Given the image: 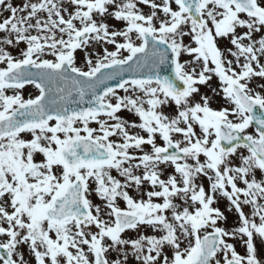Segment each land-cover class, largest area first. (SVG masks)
Instances as JSON below:
<instances>
[{"label":"snow or ice","instance_id":"6c2138e0","mask_svg":"<svg viewBox=\"0 0 264 264\" xmlns=\"http://www.w3.org/2000/svg\"><path fill=\"white\" fill-rule=\"evenodd\" d=\"M257 236L264 0H0V264H264Z\"/></svg>","mask_w":264,"mask_h":264},{"label":"rangeland","instance_id":"374dc122","mask_svg":"<svg viewBox=\"0 0 264 264\" xmlns=\"http://www.w3.org/2000/svg\"><path fill=\"white\" fill-rule=\"evenodd\" d=\"M12 2H13L14 5H20V4L23 2V0H12ZM4 15H7V14L5 13ZM119 26L122 27L123 25H119ZM186 42H189V41L186 40ZM13 54H14V55H18V52H17V51H13ZM77 57H78V61H77L78 66L83 65V54L80 53V52H78V53H77ZM44 58H47V59H53V57H51V56H46V57H44ZM182 59H190V58L187 57V56H184V57H182ZM261 82H262V81L256 80V81L254 82V85H253V86H255L256 83H261ZM211 87H212V88H218V87H219V82H218V80H217L215 77H213V80L211 81ZM37 91H38V90H37L36 88H34L33 86H32V87H31V86H26V87H24L23 89L20 90V94H21L25 99H28V98H32V97H34L35 94L37 93ZM201 91L204 92V93H207V94H209V95L211 94L210 89L207 88V87H204V86H201ZM7 94L12 95V94H14V91L11 90V89H9L8 92H7ZM219 106H220L219 103L213 105V107H219ZM165 111H166V112H167V111H170V109H165ZM123 112H124V111H123ZM122 114H123V113L121 112V113H120L121 117H125V116H122ZM126 120H129L130 122H132V121L137 122V123L139 122V119H138V117H136V116H135V120H133V119H131V118H130V119L126 118ZM51 123H54V122H51ZM90 126H92V127H97V126H95V125L93 126V125H91V124H90ZM132 131H133V132H140L139 129H133ZM249 131H254V129H250ZM140 134L143 135L144 133H143V132H140ZM25 138L28 139V138H30V137L26 136ZM157 142L160 143L159 139H158ZM148 147L150 148V146H148ZM146 150H147V149H146ZM137 154L139 155L140 153H137ZM39 159H41V157L38 156V157H37V160H39ZM202 159H203V158H202ZM139 171H142V169H141V170H138V173H139ZM171 174H173V169L169 168V169L166 171V174H165L164 176H162V178H166L167 175H171ZM113 175H116V176L118 177V173H116L115 170H113ZM257 177L260 178V174H259V173H257ZM118 178H119V177H118ZM200 182H201V183H205V184H207L206 179L201 180ZM147 190H150V185H146V186H145L144 191H147ZM130 194H132L135 198H141V194H140V193H137V192L135 191V189L130 190ZM144 198H146V197H144ZM92 199H93V201H94L95 203H100L99 199H98L97 197H95L94 195H93ZM156 202H162V201H156ZM119 203H120V206H121L122 208H123V207H126V205L124 204L123 201H120ZM219 206L221 207L222 210H224V209L226 208V206H227V202H226V201H221L220 204H219ZM245 211L247 212V211H249V209L246 208ZM228 215H229V217H230V218H229V221H228V225H229V226H232V225H234L235 222H236V215L234 214V212H233V213H228ZM142 231L144 232V234H148V235L153 234V233H152V230H151L150 228H143ZM128 234H129V235H132L133 237H135V233H128ZM229 242H234V241H229ZM234 243H236L237 250H238L241 254H243L244 251H245L244 245H243L242 243H240V242H234ZM254 244L256 245V247H257V249H258V252L264 254V242H262L261 239H260L258 236H257V237H254ZM24 251L26 252V249H24ZM111 258H115V254H114V253L112 254ZM130 264H135V261L130 259Z\"/></svg>","mask_w":264,"mask_h":264},{"label":"flooded vegetation","instance_id":"af4514ba","mask_svg":"<svg viewBox=\"0 0 264 264\" xmlns=\"http://www.w3.org/2000/svg\"><path fill=\"white\" fill-rule=\"evenodd\" d=\"M26 259H29L31 260L32 264H35L34 260L33 259H30L29 257L26 256Z\"/></svg>","mask_w":264,"mask_h":264}]
</instances>
